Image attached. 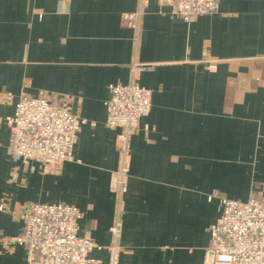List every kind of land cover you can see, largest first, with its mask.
<instances>
[{
  "label": "crops",
  "instance_id": "crops-1",
  "mask_svg": "<svg viewBox=\"0 0 264 264\" xmlns=\"http://www.w3.org/2000/svg\"><path fill=\"white\" fill-rule=\"evenodd\" d=\"M139 0H0V264H27L8 238L35 203L83 213L79 234L100 244L121 222L120 264H203L215 191L264 195V0H219L193 21L150 0L139 33L123 23ZM147 65L133 73L132 65ZM152 92L134 133L128 189L111 191L121 166L119 129L107 125L110 85ZM22 95L69 101L85 119L74 158L44 171L14 157L6 117Z\"/></svg>",
  "mask_w": 264,
  "mask_h": 264
},
{
  "label": "built area",
  "instance_id": "built-area-1",
  "mask_svg": "<svg viewBox=\"0 0 264 264\" xmlns=\"http://www.w3.org/2000/svg\"><path fill=\"white\" fill-rule=\"evenodd\" d=\"M169 6L170 13L193 21L203 14L215 13L219 0H157ZM150 0H139V8L123 15V23L139 33L144 8ZM147 65L135 63L133 73ZM110 97L105 102L107 125L119 129L117 150L121 166L111 175V191L122 197L128 189L129 157L134 133L141 120L151 110L152 92L136 80L129 84L110 85ZM11 131L10 152L25 163L36 161L44 171L74 158V146L79 130L87 121L72 111L69 101L48 97L22 95L13 115L6 117ZM220 215L210 225L211 242L204 253L203 264H264V195L247 201L230 199L215 191ZM6 209L0 203V210ZM82 211L75 205L35 203L19 213L21 230L8 238L12 245L26 248L27 264H104L91 253L103 247L88 237L80 236ZM121 222L111 228L115 242L107 246L106 264H120L122 252L118 239Z\"/></svg>",
  "mask_w": 264,
  "mask_h": 264
},
{
  "label": "rangeland",
  "instance_id": "rangeland-1",
  "mask_svg": "<svg viewBox=\"0 0 264 264\" xmlns=\"http://www.w3.org/2000/svg\"><path fill=\"white\" fill-rule=\"evenodd\" d=\"M251 197H252V196H251ZM251 197H250V198H251ZM250 198H249V199H250ZM249 199H248V200H249Z\"/></svg>",
  "mask_w": 264,
  "mask_h": 264
}]
</instances>
